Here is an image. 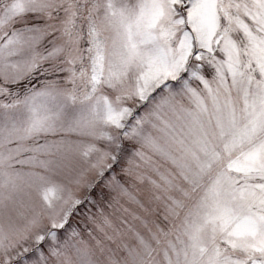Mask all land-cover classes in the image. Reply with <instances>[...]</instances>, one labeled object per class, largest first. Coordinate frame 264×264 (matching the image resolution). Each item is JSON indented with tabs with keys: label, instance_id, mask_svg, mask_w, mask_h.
<instances>
[{
	"label": "rangeland",
	"instance_id": "374dc122",
	"mask_svg": "<svg viewBox=\"0 0 264 264\" xmlns=\"http://www.w3.org/2000/svg\"><path fill=\"white\" fill-rule=\"evenodd\" d=\"M0 264H264V0H0Z\"/></svg>",
	"mask_w": 264,
	"mask_h": 264
},
{
	"label": "trees",
	"instance_id": "16d2710c",
	"mask_svg": "<svg viewBox=\"0 0 264 264\" xmlns=\"http://www.w3.org/2000/svg\"><path fill=\"white\" fill-rule=\"evenodd\" d=\"M114 163H115V165H117V164L119 163V156L117 157V159H116V161H115ZM93 187H95V186H93ZM92 190H93V189H92ZM84 202H86V200L83 201L82 203H80L78 206H75V207H74V210H73L72 212H70V214H69V216H68V218H67V222L64 224L62 230L66 229L67 225H68L69 222H70V219L73 218L74 215L76 214L75 209H76V208L80 209V208H83V207H84ZM62 230H61V231H62Z\"/></svg>",
	"mask_w": 264,
	"mask_h": 264
}]
</instances>
